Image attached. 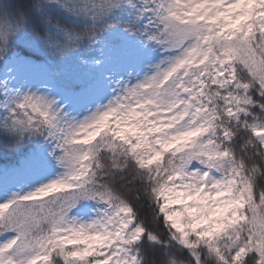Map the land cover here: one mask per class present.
Here are the masks:
<instances>
[{
  "label": "snow or ice",
  "instance_id": "6c2138e0",
  "mask_svg": "<svg viewBox=\"0 0 264 264\" xmlns=\"http://www.w3.org/2000/svg\"><path fill=\"white\" fill-rule=\"evenodd\" d=\"M0 264H264V0H0Z\"/></svg>",
  "mask_w": 264,
  "mask_h": 264
}]
</instances>
